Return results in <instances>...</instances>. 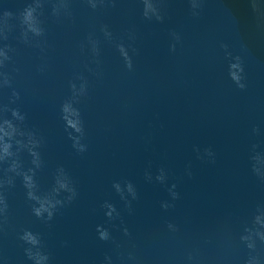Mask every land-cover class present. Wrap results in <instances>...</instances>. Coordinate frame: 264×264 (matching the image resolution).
Here are the masks:
<instances>
[{
	"label": "water",
	"instance_id": "water-1",
	"mask_svg": "<svg viewBox=\"0 0 264 264\" xmlns=\"http://www.w3.org/2000/svg\"><path fill=\"white\" fill-rule=\"evenodd\" d=\"M0 129V264H264V0H0Z\"/></svg>",
	"mask_w": 264,
	"mask_h": 264
},
{
	"label": "clouds",
	"instance_id": "clouds-1",
	"mask_svg": "<svg viewBox=\"0 0 264 264\" xmlns=\"http://www.w3.org/2000/svg\"><path fill=\"white\" fill-rule=\"evenodd\" d=\"M28 16H29V17L31 16V13H30V12L28 13ZM234 67H235V65H234ZM233 78H234V79H238V77H236L235 74H234ZM0 131H2V129H0ZM2 151H3L5 154H7V146H4L3 149H2ZM61 187H64V185L62 184ZM37 214L39 215V210H37ZM29 239L31 240V237H29ZM33 242H34V241H33Z\"/></svg>",
	"mask_w": 264,
	"mask_h": 264
}]
</instances>
